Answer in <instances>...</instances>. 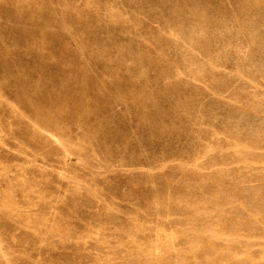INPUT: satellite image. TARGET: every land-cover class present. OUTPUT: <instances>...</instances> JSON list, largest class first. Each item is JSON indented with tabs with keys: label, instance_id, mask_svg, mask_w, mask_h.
Segmentation results:
<instances>
[{
	"label": "rangeland",
	"instance_id": "374dc122",
	"mask_svg": "<svg viewBox=\"0 0 264 264\" xmlns=\"http://www.w3.org/2000/svg\"><path fill=\"white\" fill-rule=\"evenodd\" d=\"M0 264H264V0H0Z\"/></svg>",
	"mask_w": 264,
	"mask_h": 264
},
{
	"label": "bare ground",
	"instance_id": "6f19581e",
	"mask_svg": "<svg viewBox=\"0 0 264 264\" xmlns=\"http://www.w3.org/2000/svg\"><path fill=\"white\" fill-rule=\"evenodd\" d=\"M238 147V146H237ZM240 148V147H239Z\"/></svg>",
	"mask_w": 264,
	"mask_h": 264
}]
</instances>
